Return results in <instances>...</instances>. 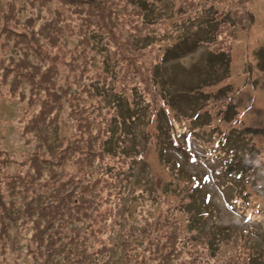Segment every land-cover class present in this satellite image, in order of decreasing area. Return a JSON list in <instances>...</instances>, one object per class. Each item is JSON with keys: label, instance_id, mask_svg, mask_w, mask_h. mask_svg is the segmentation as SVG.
Instances as JSON below:
<instances>
[{"label": "rangeland", "instance_id": "rangeland-1", "mask_svg": "<svg viewBox=\"0 0 264 264\" xmlns=\"http://www.w3.org/2000/svg\"><path fill=\"white\" fill-rule=\"evenodd\" d=\"M260 261L264 0H0V264Z\"/></svg>", "mask_w": 264, "mask_h": 264}, {"label": "trees", "instance_id": "trees-1", "mask_svg": "<svg viewBox=\"0 0 264 264\" xmlns=\"http://www.w3.org/2000/svg\"><path fill=\"white\" fill-rule=\"evenodd\" d=\"M195 43L196 42H193L192 43V47L191 48H193L194 46H195ZM214 57V56H213ZM158 82L160 83V84H165V81H162V80H160V79H158ZM206 83H207V81H206ZM187 89L186 88H181V92H185ZM167 96H168V98H170L171 99V97H172V95L171 94H168L167 93ZM137 113H139V111L137 112ZM128 115H129V113H127ZM134 115L135 116H137V114H135L134 113ZM132 117V114H131V116L129 117V119ZM126 120V119H122L121 120V122H120V126L122 127V130H123V132L125 131L126 132V130L127 129H129L130 127H137V128H139V122H137V123H134V120ZM160 125V128H161V126H163L164 127V125L165 124H159ZM168 129V128H167ZM143 136V135H142ZM114 136L112 135V136H110V139H112ZM117 137H119V138H122V137H124V136H121L120 134H118L114 139H118ZM144 138V137H143ZM167 138V137H166ZM145 140V139H144ZM174 190H175V192H173L172 194H176L177 193V191H178V186L177 185H174V188H173ZM197 191H199V189H196V192ZM179 193H181L182 192V190L181 189H179V191H178ZM185 196L187 195L186 193L184 194ZM186 199H189L190 200V202H188V203H183V206H184V208H182V210L183 211H187V212H190V210L191 209H189V208H191V205L190 204H193V203H195L196 204V202H195V199H194V197L193 196H186V198L184 199V200H186ZM202 200V199H201ZM202 202L204 203V201L202 200ZM202 206H204V204H201ZM190 214L191 213H188V215H187V220H188V223H191V224H188V226L189 227H197V223L199 222V216H197V217H191L190 216ZM198 214H199V212H198ZM215 230L216 231H218V228L217 227H215ZM202 232V229H200L199 230V235H200V233ZM219 232V231H218ZM197 235H192V236H190V239L191 240H197ZM260 264H264L263 263V261H260Z\"/></svg>", "mask_w": 264, "mask_h": 264}]
</instances>
